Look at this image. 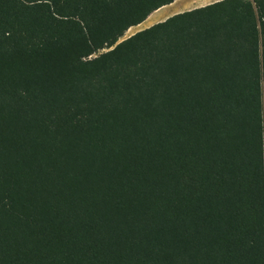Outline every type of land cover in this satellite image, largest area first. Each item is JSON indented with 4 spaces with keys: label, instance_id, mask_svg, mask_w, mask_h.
Here are the masks:
<instances>
[{
    "label": "trees",
    "instance_id": "trees-1",
    "mask_svg": "<svg viewBox=\"0 0 264 264\" xmlns=\"http://www.w3.org/2000/svg\"><path fill=\"white\" fill-rule=\"evenodd\" d=\"M0 0V264H264V0Z\"/></svg>",
    "mask_w": 264,
    "mask_h": 264
},
{
    "label": "rangeland",
    "instance_id": "rangeland-1",
    "mask_svg": "<svg viewBox=\"0 0 264 264\" xmlns=\"http://www.w3.org/2000/svg\"><path fill=\"white\" fill-rule=\"evenodd\" d=\"M216 1H219V0H179L177 3H174V6L171 9L167 10V12H169L168 13L169 15L167 14L166 17L168 18L169 16H173L175 14H178V13H181V12H184V11H188V10H191V9H194V8L202 7V6L211 4V3L216 2ZM166 17L162 18L161 20H165ZM159 18H160V16L157 18V20ZM144 22L141 23L140 25H138L139 27L136 26V27H132L131 29H129L125 33V35L123 36L122 39H125V38H127V37H129V36H131V35H133V34H135L137 32H139V31H141L143 29L149 28L150 26L156 24V22H158V21H155V22L151 23L150 25H147Z\"/></svg>",
    "mask_w": 264,
    "mask_h": 264
},
{
    "label": "bare ground",
    "instance_id": "bare-ground-1",
    "mask_svg": "<svg viewBox=\"0 0 264 264\" xmlns=\"http://www.w3.org/2000/svg\"><path fill=\"white\" fill-rule=\"evenodd\" d=\"M174 6V4L169 5V6H164V8H161L157 10L156 12H153L146 20L144 23L147 25H150L151 23L158 21L159 19L164 18L169 12H167L168 9H171ZM160 16V18L157 20V18ZM144 25V24H143ZM139 27V26H138ZM142 27V26H141ZM131 29V28H130Z\"/></svg>",
    "mask_w": 264,
    "mask_h": 264
},
{
    "label": "crops",
    "instance_id": "crops-1",
    "mask_svg": "<svg viewBox=\"0 0 264 264\" xmlns=\"http://www.w3.org/2000/svg\"><path fill=\"white\" fill-rule=\"evenodd\" d=\"M178 1H179V0L175 1L174 3H177ZM174 3H173V4H174ZM171 5H172V4H171ZM163 8H164V7H163ZM160 9H161V8H160ZM155 12H156V11H155ZM171 12H172V11H171ZM168 15H169V14H168ZM166 16H167V15H166ZM166 16H165V17H166ZM169 17H171V16H169ZM165 19H167V17H166ZM159 20H160V21H159ZM159 20H158V22H156V23H159V22L164 21V20H161V19H159Z\"/></svg>",
    "mask_w": 264,
    "mask_h": 264
}]
</instances>
